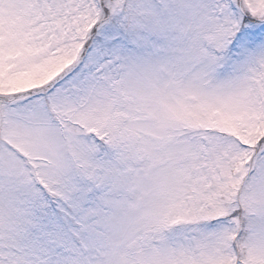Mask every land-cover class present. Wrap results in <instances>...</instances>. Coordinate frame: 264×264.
I'll return each instance as SVG.
<instances>
[{
	"label": "snow or ice",
	"instance_id": "obj_1",
	"mask_svg": "<svg viewBox=\"0 0 264 264\" xmlns=\"http://www.w3.org/2000/svg\"><path fill=\"white\" fill-rule=\"evenodd\" d=\"M0 264H264V0H0Z\"/></svg>",
	"mask_w": 264,
	"mask_h": 264
}]
</instances>
